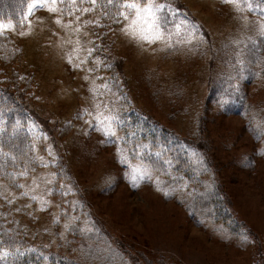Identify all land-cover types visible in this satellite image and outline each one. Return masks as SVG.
I'll list each match as a JSON object with an SVG mask.
<instances>
[{
  "label": "rangeland",
  "instance_id": "374dc122",
  "mask_svg": "<svg viewBox=\"0 0 264 264\" xmlns=\"http://www.w3.org/2000/svg\"><path fill=\"white\" fill-rule=\"evenodd\" d=\"M155 2L169 5L159 29L134 10L110 28L92 0L71 13L32 0L21 23L0 20V64L31 116L23 154L39 165L0 180L25 238L0 264H264L262 0ZM98 32L113 50L96 51ZM159 131L171 138L153 150Z\"/></svg>",
  "mask_w": 264,
  "mask_h": 264
},
{
  "label": "trees",
  "instance_id": "16d2710c",
  "mask_svg": "<svg viewBox=\"0 0 264 264\" xmlns=\"http://www.w3.org/2000/svg\"><path fill=\"white\" fill-rule=\"evenodd\" d=\"M30 1L32 0H0V20H11L18 24L21 23L23 17L26 16V7ZM90 2L91 0H62L61 6L65 13H69L68 10H70L71 13V8L80 11L92 4ZM130 2H134V0H112L111 3H109V0H96L95 8L101 15V21H103L106 26L114 28L122 24L125 12L129 11L122 5ZM71 3H73L75 7H72L70 5ZM263 5L264 0H262V6ZM103 33L105 34V37H102V39L100 32L96 34V51L98 53H102L105 48L110 46V32ZM0 38L4 37L0 36ZM109 48L110 50H113L112 46ZM0 65V180H7L8 183L14 187V182H17L28 174L35 172L39 165H36L34 162H28V157H24L23 154L26 145L20 139V136L25 133V128L27 127L31 116L24 103L19 99V89H21V87L19 85L20 83L17 81L18 77L13 75V83L19 89L11 87V83L7 80V73L11 70L6 68L3 64ZM241 106L245 108V103L241 102ZM141 127L150 132L151 130H155L154 128L149 127V123L143 122ZM262 130H264V125H262ZM166 135L168 134H164L162 131L150 134L148 139L151 142V148L154 150L158 138ZM24 136L23 138L27 140ZM170 138L171 137L166 136L161 142L166 143V140L169 141ZM170 154L175 161L173 165L174 172L186 176L192 171L183 155L174 158V154L171 152ZM155 158L156 156L149 153L147 162H152ZM56 171L58 174H63V176L68 178V173L60 168L59 161ZM59 179L67 180L63 177H59ZM11 215V208L6 211L0 207V246L6 244L8 241L11 244H22L25 242V238L20 235V232L15 230L9 224ZM17 244H15L16 247H13L12 249L18 248L19 246H17ZM126 250L128 249L124 248L122 251L126 253Z\"/></svg>",
  "mask_w": 264,
  "mask_h": 264
},
{
  "label": "snow or ice",
  "instance_id": "6c2138e0",
  "mask_svg": "<svg viewBox=\"0 0 264 264\" xmlns=\"http://www.w3.org/2000/svg\"><path fill=\"white\" fill-rule=\"evenodd\" d=\"M54 2L55 0H53V3ZM92 2L95 3V0H92ZM111 2L112 0H109V3ZM225 2H232V0H225ZM141 3L146 4V6L141 7ZM122 6L127 8L129 12L133 10L135 11L137 19L133 20L132 24H136L138 21L143 20L144 23L149 24V27L154 25L157 29H159L168 21V17L163 15V13H165V11L169 8V5L158 4L155 0H150V2L149 0H134V2L125 3ZM37 7H43V5L38 2L29 5L28 15H31L33 9ZM127 18V15H125V19ZM11 27L12 25L10 24H0V32Z\"/></svg>",
  "mask_w": 264,
  "mask_h": 264
}]
</instances>
